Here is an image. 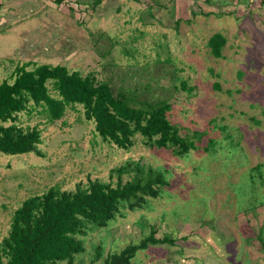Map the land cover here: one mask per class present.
Instances as JSON below:
<instances>
[{
    "label": "rangeland",
    "instance_id": "1",
    "mask_svg": "<svg viewBox=\"0 0 264 264\" xmlns=\"http://www.w3.org/2000/svg\"><path fill=\"white\" fill-rule=\"evenodd\" d=\"M97 1L52 8L38 0L34 16L0 28V85L26 63L28 70L63 65L100 81L122 75L115 66L131 75L149 68L154 76L143 81L158 89L157 99H169L180 134H206L186 156L153 149L141 134L126 150L104 142L80 107L52 124L31 106L17 124L42 131L45 157L0 153V244L29 198L52 187L74 192L89 179L117 187V169L141 163L167 171L168 186L135 209L120 208L108 227H88L77 264H105L152 229L174 243L140 250L134 264H264V0ZM216 33L227 39L221 58L208 46ZM176 80L193 91L176 89ZM210 139L217 140L206 150ZM134 174L126 171L123 181Z\"/></svg>",
    "mask_w": 264,
    "mask_h": 264
},
{
    "label": "trees",
    "instance_id": "2",
    "mask_svg": "<svg viewBox=\"0 0 264 264\" xmlns=\"http://www.w3.org/2000/svg\"><path fill=\"white\" fill-rule=\"evenodd\" d=\"M226 44L227 39L220 33L214 34L208 42L216 58L223 56ZM32 64L18 67L13 82L5 80L0 85L2 154L34 153L45 157L39 147L42 131L38 127L25 130L17 124L19 115L28 112L31 106L42 108V113L52 124L61 121L69 109L80 107L85 119L94 122L95 130L104 142L126 150L133 146V138L141 134L147 146L171 150L173 155L181 157L197 148L195 139L206 134L197 131L192 135L180 134V128L169 119L173 109L169 99H157L158 89L143 81L149 79V75L154 76L148 72L152 71L149 68L131 75L134 72L113 66L122 75L113 73L100 81L95 73L84 76L63 65L43 64L28 70ZM104 67L110 69L111 65ZM176 81H179L176 89L193 91L186 81ZM216 140L210 139L204 149L208 150ZM260 167L257 165L255 170ZM126 171L135 174L124 182L122 176ZM116 172L119 177L117 187L89 179L88 187L79 183L74 192L52 187L46 193L26 200L16 210L9 234L0 244V264H77L76 257L86 252L85 243L79 237L86 234L88 227H108L120 213V208L127 205L135 209L147 203V197L160 196L169 184L167 171L146 169L141 163L119 167ZM258 237L261 238L262 234ZM167 242L174 243V240L171 236L158 239L156 230L152 229L139 244H130L121 252L108 255L104 262L134 264L132 260L140 250ZM101 256L102 253L98 252V258Z\"/></svg>",
    "mask_w": 264,
    "mask_h": 264
},
{
    "label": "crops",
    "instance_id": "3",
    "mask_svg": "<svg viewBox=\"0 0 264 264\" xmlns=\"http://www.w3.org/2000/svg\"><path fill=\"white\" fill-rule=\"evenodd\" d=\"M38 0H0V28L10 29L15 18H21L17 23H22L30 14L34 16L33 3ZM46 6L57 8V4L65 3L66 0H41ZM38 9H43L40 5ZM31 17V16H30ZM1 33V30H0Z\"/></svg>",
    "mask_w": 264,
    "mask_h": 264
}]
</instances>
